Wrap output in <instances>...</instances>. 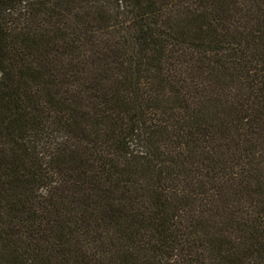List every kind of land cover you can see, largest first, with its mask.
Segmentation results:
<instances>
[{
    "label": "trees",
    "instance_id": "obj_1",
    "mask_svg": "<svg viewBox=\"0 0 264 264\" xmlns=\"http://www.w3.org/2000/svg\"><path fill=\"white\" fill-rule=\"evenodd\" d=\"M0 264H264V0H0Z\"/></svg>",
    "mask_w": 264,
    "mask_h": 264
}]
</instances>
